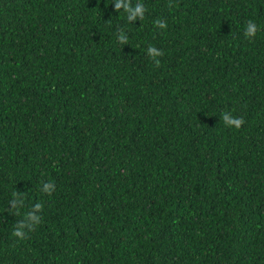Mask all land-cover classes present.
I'll list each match as a JSON object with an SVG mask.
<instances>
[{
    "label": "trees",
    "instance_id": "trees-1",
    "mask_svg": "<svg viewBox=\"0 0 264 264\" xmlns=\"http://www.w3.org/2000/svg\"><path fill=\"white\" fill-rule=\"evenodd\" d=\"M0 264H264V0H0Z\"/></svg>",
    "mask_w": 264,
    "mask_h": 264
},
{
    "label": "clouds",
    "instance_id": "clouds-1",
    "mask_svg": "<svg viewBox=\"0 0 264 264\" xmlns=\"http://www.w3.org/2000/svg\"><path fill=\"white\" fill-rule=\"evenodd\" d=\"M116 7L119 8L120 5L117 4ZM143 15H144V9L142 6L138 5L133 11L132 15L129 16V19H133L136 16H140L141 18H143ZM154 23L160 29H164L167 27V24L165 21L157 20ZM257 31H258L257 25L254 22L249 21L245 28L244 35L246 38L252 39L255 37ZM119 40H120V43H125L127 42V37L120 36ZM148 52H149V55L152 57V59L155 60V63L159 65L160 60L156 59V57L163 55L162 51L157 49L156 47L150 46L148 48ZM222 116H223V122L227 126L234 127L235 129H239L244 123L243 117L234 118L232 117V115H229L227 112L223 113ZM54 189H55V185L52 183H50L49 185H45V190L48 191L49 195H51ZM37 207H39V205ZM28 215H29V219L34 221L37 225L40 223V218L38 216L34 215L33 213H29ZM13 235H15L16 237H19L20 239L25 238L24 233L20 232L19 230L14 231Z\"/></svg>",
    "mask_w": 264,
    "mask_h": 264
}]
</instances>
